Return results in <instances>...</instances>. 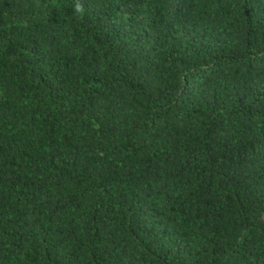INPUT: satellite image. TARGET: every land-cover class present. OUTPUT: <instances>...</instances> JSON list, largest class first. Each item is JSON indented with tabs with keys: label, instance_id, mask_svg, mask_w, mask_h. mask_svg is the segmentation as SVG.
Returning a JSON list of instances; mask_svg holds the SVG:
<instances>
[{
	"label": "trees",
	"instance_id": "16d2710c",
	"mask_svg": "<svg viewBox=\"0 0 264 264\" xmlns=\"http://www.w3.org/2000/svg\"><path fill=\"white\" fill-rule=\"evenodd\" d=\"M0 264H264V0H0Z\"/></svg>",
	"mask_w": 264,
	"mask_h": 264
},
{
	"label": "clouds",
	"instance_id": "9594fccd",
	"mask_svg": "<svg viewBox=\"0 0 264 264\" xmlns=\"http://www.w3.org/2000/svg\"><path fill=\"white\" fill-rule=\"evenodd\" d=\"M76 10H77L78 12H81V11L83 10L82 5L77 4V5H76Z\"/></svg>",
	"mask_w": 264,
	"mask_h": 264
}]
</instances>
